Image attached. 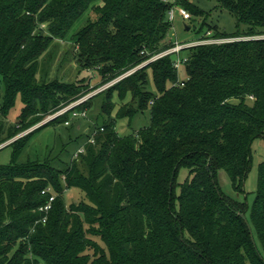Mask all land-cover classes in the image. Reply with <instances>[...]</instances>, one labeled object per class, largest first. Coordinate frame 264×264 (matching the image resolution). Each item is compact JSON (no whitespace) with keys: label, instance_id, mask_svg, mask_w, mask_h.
Masks as SVG:
<instances>
[{"label":"trees","instance_id":"obj_1","mask_svg":"<svg viewBox=\"0 0 264 264\" xmlns=\"http://www.w3.org/2000/svg\"><path fill=\"white\" fill-rule=\"evenodd\" d=\"M217 1L240 29L246 25L247 39L188 48L186 80L179 81L170 55L97 93L105 94L100 109L107 115L118 94L116 118L88 132L65 167L58 157L18 160L33 133L66 125L72 112L5 146L14 153L0 165V264H264V162L249 215L247 203L225 195L218 182L224 171L244 194L251 145L264 139V0ZM174 5L204 15L186 0H0V146L169 49ZM70 35L83 67L102 77L98 86L37 78L41 60ZM18 97L22 112L7 127ZM94 97L74 111L87 117ZM147 111L150 125L118 133L117 119L131 125ZM182 168L190 180L178 184ZM73 188L87 202L67 208L63 196ZM47 190L56 197L42 222Z\"/></svg>","mask_w":264,"mask_h":264},{"label":"rangeland","instance_id":"obj_2","mask_svg":"<svg viewBox=\"0 0 264 264\" xmlns=\"http://www.w3.org/2000/svg\"><path fill=\"white\" fill-rule=\"evenodd\" d=\"M186 1L192 3L201 11H203L204 15H192L191 19L184 20L178 13H176L172 24V29L168 35V40H170L172 43H174L176 40L181 44L192 43L200 40L204 36H207L209 31H211L213 35L215 33L227 35L238 33L242 36L234 38L233 40L235 41L247 39V37H244L243 35L244 30L247 29L246 25H242L240 29L237 26L236 18L229 11L221 8L217 0ZM85 21L86 17H83L77 23L73 29V32H78L84 26ZM70 37L71 35L66 41L59 43L55 51L51 53L52 56L50 60L47 62L41 60V68L44 70H42V73L40 72V74L37 75V78H41L43 83L50 85L54 82H58L64 85H71L75 83L89 86L91 88L98 86L101 83L102 77L99 75L96 68H89V70L88 68L83 67L85 66L84 62L80 61V56L77 52L74 40L70 39ZM188 53L189 52L187 49L183 50L181 53V58L187 57ZM1 79L2 78L0 75V110L3 106V98L1 95L4 91V86L1 82ZM178 79L179 81L187 79L184 66H181L179 69ZM99 89L94 91L90 98L99 93ZM89 99H87L85 102H87ZM129 100L130 96L127 97L126 101ZM104 101L105 94L94 97L91 107L89 110L87 109V117L78 116L76 118H72V120L70 118V125L68 126L64 123L52 124L33 133L19 156V163L37 160L45 161L50 157H58L61 162L56 161V163L60 167H65L66 164L70 163L73 153L86 142V134L88 132H92L95 127L100 126L104 121L116 118L117 110L121 105L118 94H115L114 96L115 105L110 115L101 113L100 108ZM23 106L24 104L21 98L18 97L15 107L10 110V113L6 119L7 127H13L17 124ZM50 120H52L51 116L47 115L45 119L37 126L19 134L17 137L6 142L4 145L12 143L16 139L46 124ZM150 123V112L147 111L143 115L137 117L131 123V125L129 124V120L127 118L117 119V131L121 136H124L137 132L138 130L150 125ZM13 153V147H4L0 151V165L10 164ZM250 154L251 168L245 179L244 194H239L233 189L231 181L224 171H220L218 174V182L223 193L234 200L245 201L249 207L248 215L250 214V210L252 209L257 196L259 166L264 162V139L257 138L254 140L251 145ZM188 179L190 180L188 170L184 168L180 169L177 176L178 184H183ZM179 192V187H176V193L178 194ZM63 199L67 208L72 204L87 202L85 194L76 188L67 190L64 193Z\"/></svg>","mask_w":264,"mask_h":264},{"label":"built area","instance_id":"obj_3","mask_svg":"<svg viewBox=\"0 0 264 264\" xmlns=\"http://www.w3.org/2000/svg\"><path fill=\"white\" fill-rule=\"evenodd\" d=\"M165 2L175 3L176 0H165ZM176 13H178L184 20L191 19V14L185 8L174 5L169 12L170 22L173 23ZM233 41H235V40L230 39V38H217L211 33V31H209L207 33V36H204L200 40L192 42V43L181 44L176 40L174 43H172V46L169 49H167V50H165V51H163L157 55L152 56L151 58H149L147 61L142 63L137 68H135L132 71L128 72L127 74L119 77L118 79L102 86L99 90H100V92H102L103 90H106L107 88H109L110 86H112L114 83L121 80L125 76L130 75L133 72L137 71L138 69L148 65L149 63L157 61V60L164 58L166 56H170V55L176 56V61H175L174 66L177 70H179L180 67L185 65V63L188 61V57L181 58V53L183 50H186L190 47H195V46H199V45L223 44V43L233 42ZM182 85H184V84L182 83ZM92 93H89L88 95L80 98L79 100L72 103L71 105L61 109L56 114L52 115L51 119H54L60 115L67 113V112H72V118H76L78 116L85 117L86 116L85 112L74 111V108L77 107L78 105L84 103L87 99H89L91 97ZM69 124H70V121L66 122V125H69ZM91 142H94L93 139H91ZM47 192L52 193L51 190H47ZM45 193H46V191H43V194H45ZM55 197H56L55 194L52 193V196L49 198V202L45 206L40 208V212H42L44 214L43 218L41 220L42 222H46L48 220V214H49L50 210L52 209V204L55 200Z\"/></svg>","mask_w":264,"mask_h":264},{"label":"water","instance_id":"obj_4","mask_svg":"<svg viewBox=\"0 0 264 264\" xmlns=\"http://www.w3.org/2000/svg\"><path fill=\"white\" fill-rule=\"evenodd\" d=\"M188 29H189V28H188ZM188 29H187V30H188ZM8 144H9V143H8ZM8 144H6V145H8ZM6 145L0 146V149L4 148ZM245 220H246V222L248 223V226L251 227L250 224H249V221H248L246 218H245ZM250 229H251V228H250Z\"/></svg>","mask_w":264,"mask_h":264}]
</instances>
